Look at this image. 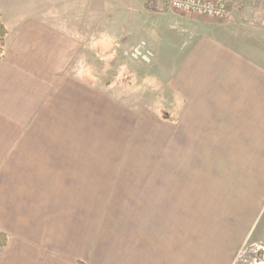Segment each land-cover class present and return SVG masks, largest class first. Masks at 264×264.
<instances>
[{
    "label": "crops",
    "instance_id": "0c3cea01",
    "mask_svg": "<svg viewBox=\"0 0 264 264\" xmlns=\"http://www.w3.org/2000/svg\"><path fill=\"white\" fill-rule=\"evenodd\" d=\"M33 1L0 0V264H231L264 207V45L238 22L171 14L183 24L167 83L175 123L150 135L160 149L129 158L128 174L90 170L74 135L88 127L89 87L66 74L72 39ZM126 175L128 190L110 195L90 180Z\"/></svg>",
    "mask_w": 264,
    "mask_h": 264
},
{
    "label": "rangeland",
    "instance_id": "374dc122",
    "mask_svg": "<svg viewBox=\"0 0 264 264\" xmlns=\"http://www.w3.org/2000/svg\"><path fill=\"white\" fill-rule=\"evenodd\" d=\"M232 1L241 13H232L228 19L177 12L170 9V0L33 1L35 10L43 5L48 18L65 28L63 35L72 39L73 57L66 74L89 87L88 127H83L82 133L74 129V135H82L88 143L90 170L123 169L122 173L128 174L129 158L140 157L150 148L160 149L159 144H147L150 135H159L165 122L175 123L177 98L167 83L168 73L176 68L175 34L183 25L176 15H189L208 28L238 22L264 45V0ZM96 98L108 104L102 114L94 106ZM96 179L105 180L109 195L113 185L127 191L130 184L127 175L90 178ZM254 197L256 203L262 200L260 193ZM260 208L236 239L231 264H264V255L256 259L260 252L264 254V207Z\"/></svg>",
    "mask_w": 264,
    "mask_h": 264
},
{
    "label": "built area",
    "instance_id": "2783aa9c",
    "mask_svg": "<svg viewBox=\"0 0 264 264\" xmlns=\"http://www.w3.org/2000/svg\"><path fill=\"white\" fill-rule=\"evenodd\" d=\"M170 9L215 19L231 17L230 0H170Z\"/></svg>",
    "mask_w": 264,
    "mask_h": 264
},
{
    "label": "trees",
    "instance_id": "16d2710c",
    "mask_svg": "<svg viewBox=\"0 0 264 264\" xmlns=\"http://www.w3.org/2000/svg\"><path fill=\"white\" fill-rule=\"evenodd\" d=\"M6 35H7L6 28L4 27V25L0 19V61L3 58ZM5 244H6V237H5V235L0 234V248L4 247Z\"/></svg>",
    "mask_w": 264,
    "mask_h": 264
},
{
    "label": "flooded vegetation",
    "instance_id": "af4514ba",
    "mask_svg": "<svg viewBox=\"0 0 264 264\" xmlns=\"http://www.w3.org/2000/svg\"><path fill=\"white\" fill-rule=\"evenodd\" d=\"M261 243V242H260ZM252 246H256V244L255 243H253L252 244ZM261 248V247H260ZM252 251V250H251ZM262 251V250H261ZM264 254H263V252H260L257 256H256V259H259V258H261L262 256H263ZM256 259H255V261H256ZM264 259V258H263Z\"/></svg>",
    "mask_w": 264,
    "mask_h": 264
}]
</instances>
